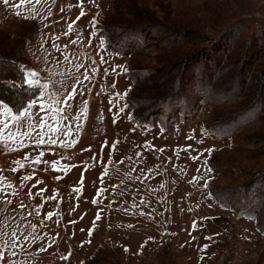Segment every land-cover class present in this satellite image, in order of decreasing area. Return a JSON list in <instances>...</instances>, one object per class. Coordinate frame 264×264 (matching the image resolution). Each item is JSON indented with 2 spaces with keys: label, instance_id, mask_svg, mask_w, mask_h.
I'll list each match as a JSON object with an SVG mask.
<instances>
[{
  "label": "rangeland",
  "instance_id": "374dc122",
  "mask_svg": "<svg viewBox=\"0 0 264 264\" xmlns=\"http://www.w3.org/2000/svg\"><path fill=\"white\" fill-rule=\"evenodd\" d=\"M18 5L0 0V56L42 72L52 111L43 144L38 107L3 133L20 137L0 143V224L18 244L0 243V264H264V0ZM103 30L122 55L100 47ZM126 91L134 109L116 115Z\"/></svg>",
  "mask_w": 264,
  "mask_h": 264
},
{
  "label": "snow or ice",
  "instance_id": "6c2138e0",
  "mask_svg": "<svg viewBox=\"0 0 264 264\" xmlns=\"http://www.w3.org/2000/svg\"><path fill=\"white\" fill-rule=\"evenodd\" d=\"M34 2L36 4H39L41 2V0H34ZM4 3L7 4L8 3V0H4ZM33 3V0H21V5H18L17 7H20V6H23V5H27L29 8H31V5ZM80 3L82 4V0H80ZM17 16L20 15L19 12H16L15 13ZM86 13L84 12L83 8H81V12H80V15L77 17V21L82 17L84 16ZM25 19H28L29 17L25 16L24 17ZM33 19H35V17H32ZM76 22L73 21V24H75ZM91 24L93 26V31L92 33L90 34L91 37H94L96 35V24H97V19L96 17L93 18V20L91 21ZM72 28V25H69V30H71ZM73 43H76V41H73ZM92 43V40L91 38L89 39V44L91 45ZM104 40H101L100 42V47L102 48L103 45H104ZM67 47V46H65ZM119 55V54H117ZM101 63H104V59L103 57H101ZM20 67L21 69H23V66H18ZM121 68L123 72H126L127 69L125 66H113V69L112 71L115 72L117 68ZM108 75V70L105 69V76ZM42 76V72H39L35 69H26V70H23L22 71V84L25 88H32V87H38V92L34 95L33 98H29L28 100H25L23 98V96H21L15 103H12V102H8V101H4V100H0V117L4 116L5 114V111H7L8 113H15V114H12V115H9V117L7 118L10 123L8 122H5L3 123L2 126H0V143H3L5 146L7 145V143L9 141H13V140H18L20 137L14 133H10L8 138L5 139L3 133L5 131V129H8L10 127V125H14V126H17V127H20L22 125V119L23 118H30V119H34V116H33V113H32V110L35 109V108H39V112L38 113H35V115H38L39 118H40V128L39 129H36L34 127V125H29V127L33 128V132L35 133L36 135V142L38 144H43L45 142L44 138H43V133H44V129L47 127V124H46V121L48 119L47 116L45 115H42V113H48V112H51L52 109L49 107L48 104L46 103H43V101H45L46 99V96H45V92L46 90L49 88V84L50 82L47 81L46 79H42L41 78ZM10 86L11 87H16L17 86V82H10ZM113 87H115V84L113 85ZM52 88H53V92H49L48 95H47V99L49 101H52V100H55V88L56 86L55 85H52ZM75 91V89H74ZM130 91V89L128 90ZM125 96L127 95V91L126 93L124 94ZM75 97L73 96L72 93H69L68 96L65 98V106H67V101L70 100V99H74ZM117 99L119 100V94H117ZM37 101H41V103L37 104ZM56 104L58 105L59 104V101L56 100L55 101ZM18 105V106H17ZM127 107V104L124 105L123 108H120L119 109V112L116 113V115H120L122 114V112L124 111V108ZM57 111H60V112H63V109L62 108H57L56 109ZM111 110V109H110ZM130 118H131V114H130ZM117 121H116V116L114 115L113 117V123L115 124ZM49 132L51 133H57V132H62L63 130L62 129H59V128H49L48 129ZM130 131H135V129H131ZM33 132H24V133H21L20 135H23V136H32L33 135ZM65 135H68V133H64ZM204 134V130L202 129V135ZM192 137H189V139H191ZM49 143H52V144H55L56 143V140H50ZM119 143V141H115L113 142V145H112V148L113 150H115L117 144ZM146 145L148 142H145ZM153 150L154 149V146H153ZM193 149L191 148V145H188L187 147H185L183 149L184 152H190L192 151ZM11 151H15V149H11ZM146 151H147V148H146ZM165 151V149H160V152H163ZM207 152L211 153L214 151V149H208L206 150ZM138 156L142 155V153H137ZM203 153H197L196 156H191L189 155V159L192 160L193 162H195L196 160H199L200 156H202ZM123 161H121L122 163ZM37 163H39V161H37ZM203 165L205 167V170L209 173L212 172V169L210 168V166L208 165V160L205 159L203 161ZM21 167H23V165H21ZM13 172L16 171V169H12ZM197 171H200V169L198 168ZM0 172H3V169H0ZM27 179H31V177H27ZM198 179H201V177H193V181H196ZM11 186V185H9ZM22 186V185H21ZM209 187V181L208 180H205L204 181V188L207 189ZM2 190V189H0ZM31 195V193H29ZM13 195H16V193H13ZM208 198L210 199H216V197L214 196V194L209 190V193H208ZM54 199V197H53ZM0 203H8V204H11V201H6V200H0ZM21 207H24L23 204H21ZM102 211V210H101ZM145 213L141 212V215H144ZM51 215V214H49ZM101 219V215H100V212L98 211L97 212V216L93 222V226H95V222L97 220H100ZM196 225L194 224V227ZM7 228V225H3V224H0V243H3L5 246H7L8 244H10L12 246L13 249L16 248L17 244H18V237H17V231L14 229L11 233V235L9 236V234L5 231V229ZM33 232H35V226H33L32 228ZM94 230V227L92 229H89V235L91 236L92 232ZM167 233H161V235H165ZM25 241L29 240L30 237L29 236H25L24 237ZM31 239L34 241L36 239V237H31ZM151 239V238H149ZM90 243V241H88ZM144 245L142 244L141 245V248H143ZM204 247H207V245H205ZM46 249H41V251H45ZM125 251H128L127 248H125ZM12 255H16V252L13 251L12 252ZM5 259L4 257V249L3 248H0V261H3Z\"/></svg>",
  "mask_w": 264,
  "mask_h": 264
},
{
  "label": "trees",
  "instance_id": "16d2710c",
  "mask_svg": "<svg viewBox=\"0 0 264 264\" xmlns=\"http://www.w3.org/2000/svg\"><path fill=\"white\" fill-rule=\"evenodd\" d=\"M100 28L103 29V22L100 21ZM100 31V30H99ZM104 31V30H103ZM101 35H102V38L104 40V46L110 50H112L113 52L119 54V55H122L123 51H121L117 46H113L110 44L109 42V36L107 35V33L104 31V32H100ZM13 63V62H12ZM15 65H11V62L10 60L8 59H2L1 56H0V83H4V86H6V89H8L10 91V96L8 97H5V96H0V100H4V101H8V102H12V103H15V100L19 99L21 96H23L24 90H22V88L20 89L19 86L21 83V80H22V69H20L19 67H15ZM125 74L130 78V77H133L132 76V73H131V70L129 69L127 72H125ZM10 82H17V86L16 87H11L10 86ZM22 90V91H21ZM11 92L12 94H15V100L11 98ZM38 92V89L37 88H31L30 89V98H33L34 95ZM20 94V95H19ZM24 98V96H23ZM130 95H127L126 98H125V102L126 104L130 107V108H133L134 105H133V100L130 99ZM25 99V98H24ZM29 99V98H28ZM27 99V100H28ZM26 100V99H25ZM18 106V105H17ZM134 109V108H133ZM134 119L137 121V117L135 116ZM149 120V119H148ZM148 120H144L143 122L144 123H148L149 121Z\"/></svg>",
  "mask_w": 264,
  "mask_h": 264
}]
</instances>
